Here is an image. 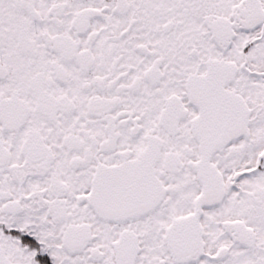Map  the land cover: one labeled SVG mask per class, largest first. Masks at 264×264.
<instances>
[{
    "label": "snow or ice",
    "instance_id": "snow-or-ice-1",
    "mask_svg": "<svg viewBox=\"0 0 264 264\" xmlns=\"http://www.w3.org/2000/svg\"><path fill=\"white\" fill-rule=\"evenodd\" d=\"M0 264H264V0H0Z\"/></svg>",
    "mask_w": 264,
    "mask_h": 264
}]
</instances>
